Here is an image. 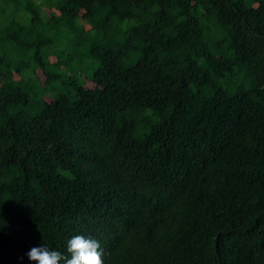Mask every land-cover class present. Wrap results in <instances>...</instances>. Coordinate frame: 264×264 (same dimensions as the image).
<instances>
[{
    "label": "trees",
    "instance_id": "obj_1",
    "mask_svg": "<svg viewBox=\"0 0 264 264\" xmlns=\"http://www.w3.org/2000/svg\"><path fill=\"white\" fill-rule=\"evenodd\" d=\"M10 2L48 32L133 24L34 115L0 70V264L75 235L104 264H264V0H0V26ZM54 41L27 43L45 85Z\"/></svg>",
    "mask_w": 264,
    "mask_h": 264
},
{
    "label": "rangeland",
    "instance_id": "obj_2",
    "mask_svg": "<svg viewBox=\"0 0 264 264\" xmlns=\"http://www.w3.org/2000/svg\"><path fill=\"white\" fill-rule=\"evenodd\" d=\"M35 3L37 4V0H35ZM40 13L45 21V10L42 7H40ZM6 15L12 23L8 20L0 26V59L3 62L0 64V70L6 73L4 80L15 83L24 81L25 85L31 87L34 93L37 94L34 102L29 107L20 106L10 109L8 113L11 115L18 110H24L30 115L36 114L41 108L40 101L53 99L58 94L66 91L67 86L62 83V80L68 79V77L73 76L72 74L85 85H91L92 74L99 67V62L88 56L91 46L96 42L103 43L117 37L122 30L133 24L132 21L120 22L114 28H110L109 33L101 39L100 36L93 33L91 26L86 23L77 22L71 29L48 32V25L44 27L43 21H40L37 28H35L30 22L31 15L20 9L17 10L15 4L11 2L6 7ZM37 32L54 34L55 41L51 44L50 52L52 56L49 57V61L59 59L62 61L58 69H55L54 66H48V71L60 73V79L48 85L43 83L45 76L36 66V46H27V43L35 41ZM7 34L16 36V39L6 38ZM63 59L66 63L63 62ZM131 62L132 60L126 61L124 65H129ZM42 86L47 87L44 89ZM149 115L151 114L148 112L138 114V118Z\"/></svg>",
    "mask_w": 264,
    "mask_h": 264
},
{
    "label": "clouds",
    "instance_id": "obj_3",
    "mask_svg": "<svg viewBox=\"0 0 264 264\" xmlns=\"http://www.w3.org/2000/svg\"><path fill=\"white\" fill-rule=\"evenodd\" d=\"M64 255L59 251L50 250L44 244L32 247L26 254L35 264H104V252L100 243L83 235H75L67 241Z\"/></svg>",
    "mask_w": 264,
    "mask_h": 264
}]
</instances>
